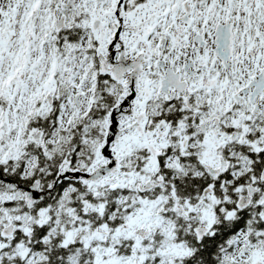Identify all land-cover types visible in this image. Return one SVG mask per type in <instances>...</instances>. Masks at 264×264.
<instances>
[{
    "label": "snow or ice",
    "instance_id": "1",
    "mask_svg": "<svg viewBox=\"0 0 264 264\" xmlns=\"http://www.w3.org/2000/svg\"><path fill=\"white\" fill-rule=\"evenodd\" d=\"M0 264H264V0H0Z\"/></svg>",
    "mask_w": 264,
    "mask_h": 264
}]
</instances>
